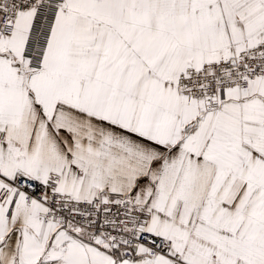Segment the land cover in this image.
<instances>
[{
	"label": "snow or ice",
	"instance_id": "1",
	"mask_svg": "<svg viewBox=\"0 0 264 264\" xmlns=\"http://www.w3.org/2000/svg\"><path fill=\"white\" fill-rule=\"evenodd\" d=\"M0 264H264V0H0Z\"/></svg>",
	"mask_w": 264,
	"mask_h": 264
}]
</instances>
